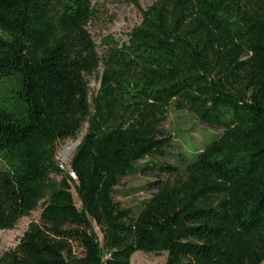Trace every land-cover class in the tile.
Instances as JSON below:
<instances>
[{"label":"trees","instance_id":"obj_1","mask_svg":"<svg viewBox=\"0 0 264 264\" xmlns=\"http://www.w3.org/2000/svg\"><path fill=\"white\" fill-rule=\"evenodd\" d=\"M93 1L0 0V231L41 209L0 264H264V0H124L141 22L103 55ZM170 107L220 134L126 209L115 189L163 154ZM85 125L74 182L57 145Z\"/></svg>","mask_w":264,"mask_h":264},{"label":"rangeland","instance_id":"obj_2","mask_svg":"<svg viewBox=\"0 0 264 264\" xmlns=\"http://www.w3.org/2000/svg\"><path fill=\"white\" fill-rule=\"evenodd\" d=\"M155 1L140 0V7L147 9ZM93 5L94 17L89 24V30L97 44L100 55H103L108 49L105 42L107 39H111L119 45L128 41L129 33L141 22V14L139 9L127 4L124 0H94ZM98 73L101 76L102 68ZM87 79L90 87L89 98L92 100L100 89L101 81L97 75ZM86 130L87 125L74 139L57 145L56 161L64 171L72 176L74 182L76 179L71 173V162ZM161 131L168 145L163 154L138 163L115 189L116 202L126 209L138 211L142 204L151 198L155 192L153 185L159 179L166 178L158 170L159 166L170 165L182 170L187 161L209 144L212 138L220 134V131H213L203 126L188 111H177L174 107L169 108L161 125ZM146 167L149 168L145 171ZM72 194L75 203L79 205L74 186ZM40 214L41 209H38L29 217L22 218L13 230L0 231V258L20 243L30 224L39 221ZM96 231L99 241L102 243L103 236L98 229ZM167 261V253L157 255L136 252L131 258V264H167Z\"/></svg>","mask_w":264,"mask_h":264}]
</instances>
